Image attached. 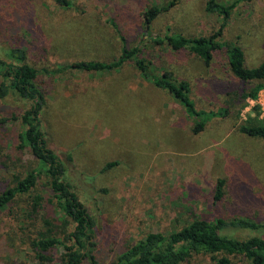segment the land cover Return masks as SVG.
Returning a JSON list of instances; mask_svg holds the SVG:
<instances>
[{
	"label": "rangeland",
	"instance_id": "374dc122",
	"mask_svg": "<svg viewBox=\"0 0 264 264\" xmlns=\"http://www.w3.org/2000/svg\"><path fill=\"white\" fill-rule=\"evenodd\" d=\"M68 1L61 6L56 0H0V56L20 47L37 71L35 82L46 97L41 119L47 142L63 159L72 158L69 176L96 220L94 254L100 263L113 261L150 232L179 230L194 219L264 225V139L239 130L242 124H264V115L251 99L239 108L234 92L242 88L229 71L225 48L206 65L186 50L143 39L146 33L193 37L221 30L217 40L239 44L245 65L255 67L264 62V0H215L233 4L226 18L208 10L209 0ZM151 6L161 11L146 32L142 11ZM117 29L128 48H141L151 72L169 70L188 81L198 108L216 111L231 103L229 114L212 116L194 132L200 119L145 79L132 60L101 72L58 71L74 61L117 58L122 49ZM26 107L10 94L0 100V116ZM20 130L13 121L0 126V192L13 185V174L24 176L36 165L17 146ZM218 179L223 195L216 200ZM44 181L38 185L45 194L42 216L57 226ZM29 201L19 196L0 211V264H38L31 239L46 227L38 220L27 226ZM253 234L236 232L239 238ZM221 255L231 264L245 262L241 255L198 253L182 264H213Z\"/></svg>",
	"mask_w": 264,
	"mask_h": 264
},
{
	"label": "trees",
	"instance_id": "16d2710c",
	"mask_svg": "<svg viewBox=\"0 0 264 264\" xmlns=\"http://www.w3.org/2000/svg\"><path fill=\"white\" fill-rule=\"evenodd\" d=\"M61 6H68V0H56ZM233 4L208 1V10L218 11L226 18ZM161 8L151 6L142 11L146 32L151 22L160 13ZM115 28H117L115 26ZM122 44L121 53L111 61L79 60L68 63L58 69L106 71L117 69L125 62L132 60L143 77L155 86L168 91L183 107L185 113L200 119L194 132L200 131L205 122L212 116L225 117L229 114L231 103L218 110L198 108L191 97L188 81L177 79L169 70L153 73L149 69V62L141 55V48L137 45L128 48L121 30L117 29ZM221 30L210 36H184L180 33H165L163 35L147 34L143 39L154 45L163 44L174 51L186 50L204 64H210L214 52L225 48L229 71L239 82L241 92L235 91L234 98L241 103L239 108L246 105L248 99H255L260 90L264 89V62L255 67L245 65V54L237 43H226L217 40ZM36 69L26 60V52L20 47H10L4 57L0 56V100L12 94L27 102V107L17 114L0 116V126L13 121L19 125L18 148L27 149L36 160V165L24 176L13 174V185L0 192V211L5 209L17 197L28 195L30 201L26 210L27 226L41 221L46 229L38 228L31 239L38 264H101L94 254L96 220L81 199L77 189L69 176L67 161H71L70 154L66 160L52 149L46 138L41 113L46 104V97L35 82ZM256 109L257 106H254ZM239 130L252 137L264 139V124L239 126ZM114 163H107L104 169ZM48 192V201L55 211L56 226L52 220L42 216L45 194L38 190L40 181ZM223 180L218 179L214 198L219 200L222 195ZM30 220V221H28ZM62 227L60 231L56 229ZM30 227V226H29ZM264 225L249 219L226 220L220 217L212 219H194L179 230L169 232H150L143 238L122 251L107 264H182L193 254L198 253H226L241 255L243 264H264V237L261 235ZM56 228V229H55ZM237 231H248L256 234L247 238H239ZM60 251V259L51 254ZM213 264H231L226 255L213 257Z\"/></svg>",
	"mask_w": 264,
	"mask_h": 264
},
{
	"label": "built area",
	"instance_id": "2783aa9c",
	"mask_svg": "<svg viewBox=\"0 0 264 264\" xmlns=\"http://www.w3.org/2000/svg\"><path fill=\"white\" fill-rule=\"evenodd\" d=\"M251 101L258 107L261 114L264 115V89L260 90L257 97L255 99H251Z\"/></svg>",
	"mask_w": 264,
	"mask_h": 264
}]
</instances>
